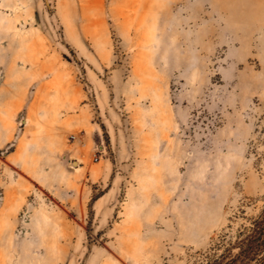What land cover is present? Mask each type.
<instances>
[{"label": "rangeland", "instance_id": "rangeland-1", "mask_svg": "<svg viewBox=\"0 0 264 264\" xmlns=\"http://www.w3.org/2000/svg\"><path fill=\"white\" fill-rule=\"evenodd\" d=\"M262 14L0 0V264H197L249 224L264 204Z\"/></svg>", "mask_w": 264, "mask_h": 264}, {"label": "trees", "instance_id": "trees-1", "mask_svg": "<svg viewBox=\"0 0 264 264\" xmlns=\"http://www.w3.org/2000/svg\"><path fill=\"white\" fill-rule=\"evenodd\" d=\"M197 264H264V204L249 224L222 235Z\"/></svg>", "mask_w": 264, "mask_h": 264}, {"label": "bare ground", "instance_id": "bare-ground-1", "mask_svg": "<svg viewBox=\"0 0 264 264\" xmlns=\"http://www.w3.org/2000/svg\"><path fill=\"white\" fill-rule=\"evenodd\" d=\"M221 3L226 10H231L240 19H250L258 25L263 23L264 6L260 0H221Z\"/></svg>", "mask_w": 264, "mask_h": 264}]
</instances>
